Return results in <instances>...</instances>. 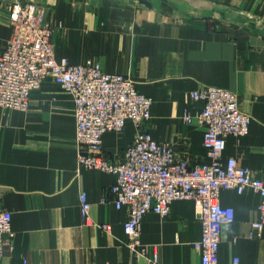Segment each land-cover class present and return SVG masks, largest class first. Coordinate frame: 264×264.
<instances>
[{
  "label": "crops",
  "instance_id": "0c3cea01",
  "mask_svg": "<svg viewBox=\"0 0 264 264\" xmlns=\"http://www.w3.org/2000/svg\"><path fill=\"white\" fill-rule=\"evenodd\" d=\"M31 1L47 9L55 55L72 63L90 59L105 72L130 77L152 98L145 128L190 164L205 159L204 126L183 120L203 106L190 93L201 85L235 92L251 121L246 135L225 138L222 157L235 158L254 177L263 176L264 0H210L224 5L228 14L247 13L258 21L240 19V25L205 22L175 5L181 0L160 1L187 20L161 13L154 0L151 8L128 0ZM8 4L0 0V49L11 34ZM135 131L126 121L120 132H106L103 154L121 159ZM74 133L71 96L49 78L31 93L27 110L7 116L0 108V210L11 213L12 228L0 264H149L125 242L127 209L113 203V175L77 164ZM81 192L90 204L88 219L81 215ZM219 201L234 208L235 218L222 226L218 264H232L234 258L238 264H264V228L248 236L259 195L249 188L242 193L223 189ZM199 235L193 202L174 200L166 217L151 211L143 215L139 241L149 256L157 251L160 264H200L193 247Z\"/></svg>",
  "mask_w": 264,
  "mask_h": 264
},
{
  "label": "built area",
  "instance_id": "2783aa9c",
  "mask_svg": "<svg viewBox=\"0 0 264 264\" xmlns=\"http://www.w3.org/2000/svg\"><path fill=\"white\" fill-rule=\"evenodd\" d=\"M8 17L11 34L0 49V108L7 116L12 111L27 110L31 93L47 78L70 94L77 164L113 175V203L117 209H127L125 242L136 255L149 264H160L157 251L149 256L139 241L141 219L149 211L166 217L174 200H191L200 224V235L193 242L200 264H218L222 226L235 218L234 208L219 201L223 189L242 193L249 188L259 195L257 217L248 236L260 235L264 228V173L254 177L235 158L222 157L225 138L246 135L251 121L240 109L235 92L201 85L190 93L203 106L195 115L185 114L183 120L204 126L205 154L204 160L190 164L177 157L170 143L157 141L145 128L152 98L141 93L130 77L105 72L90 59L72 63L66 56L55 55L53 30L42 5L14 0ZM126 121L134 124V137L121 159L111 160L102 152V137L109 131L120 132ZM79 201L81 215L88 219L90 204L85 192L80 193ZM100 226L109 229L108 224ZM11 236V213L0 210V261ZM232 264H238V259Z\"/></svg>",
  "mask_w": 264,
  "mask_h": 264
},
{
  "label": "rangeland",
  "instance_id": "374dc122",
  "mask_svg": "<svg viewBox=\"0 0 264 264\" xmlns=\"http://www.w3.org/2000/svg\"><path fill=\"white\" fill-rule=\"evenodd\" d=\"M14 0H8V5L11 6ZM25 1H31V0H25ZM35 1V0H34ZM82 1L84 4H87L90 2H94L96 0H80ZM101 1V0H98ZM154 5L159 8V11H161V13H164L165 15H169L172 18H175L177 20H181V19H186L187 20V16L182 14L181 12L176 11L171 5L164 3L163 1L160 0H154ZM179 7H184L187 9H190L192 11V13H194L195 15H200V18L203 19L205 22L209 21V22H218V21H228L231 22L234 25H240V19H245L244 21H246L247 24H249L250 21L252 22H258L255 18V16L253 17V19L249 16H247V13H226V7H224V5H220L218 3H214V2H210V0H181V2L179 4H175ZM44 7V5H43ZM46 7H44L45 10V18L49 21V23L51 24L52 30L54 32V26L52 24V22L47 18V9H45ZM223 13V14H222ZM230 17V18H228ZM238 19V20H237ZM256 20V21H255ZM262 26V24H260ZM53 35V33H52Z\"/></svg>",
  "mask_w": 264,
  "mask_h": 264
},
{
  "label": "water",
  "instance_id": "95a60500",
  "mask_svg": "<svg viewBox=\"0 0 264 264\" xmlns=\"http://www.w3.org/2000/svg\"><path fill=\"white\" fill-rule=\"evenodd\" d=\"M129 3H133L134 1H137L139 4L144 5L147 8L152 7V0H128ZM167 1V0H164ZM261 27V25H259Z\"/></svg>",
  "mask_w": 264,
  "mask_h": 264
}]
</instances>
